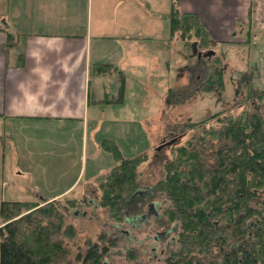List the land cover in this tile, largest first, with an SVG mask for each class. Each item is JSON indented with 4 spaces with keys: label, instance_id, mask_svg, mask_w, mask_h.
<instances>
[{
    "label": "crops",
    "instance_id": "crops-1",
    "mask_svg": "<svg viewBox=\"0 0 264 264\" xmlns=\"http://www.w3.org/2000/svg\"><path fill=\"white\" fill-rule=\"evenodd\" d=\"M170 3L0 0V160L4 154L12 157L17 169L18 181L12 172L9 175L12 193L26 188L38 195L39 176H31L30 164L20 166L31 162L32 156L43 158L39 160L43 164H61L62 157L78 164L63 186L56 184L63 180L60 176L50 179L41 173L45 183L40 196L48 200L68 194L81 181L90 182L115 165L112 146L123 157L137 154L132 147L139 149L144 126L134 119V111L128 112L129 118L119 116L125 112L124 70L146 63L153 71V45L184 49V43L169 37L164 15ZM179 10L196 14L215 41L264 31V0H179ZM7 33L12 35L11 44L6 43ZM94 64H106L109 70L95 74ZM118 73L123 90L117 100L113 94L118 92ZM105 81L116 83L110 94L103 87ZM149 91L153 94V88ZM136 92L140 104L142 89L135 87L134 97Z\"/></svg>",
    "mask_w": 264,
    "mask_h": 264
},
{
    "label": "trees",
    "instance_id": "trees-1",
    "mask_svg": "<svg viewBox=\"0 0 264 264\" xmlns=\"http://www.w3.org/2000/svg\"><path fill=\"white\" fill-rule=\"evenodd\" d=\"M164 18L170 38L177 32L181 38L194 35L196 52L211 50V55L202 59L212 68L206 81L221 86L220 65L212 62L213 43L207 39V30L196 14L181 12L179 0H171ZM12 42V35L7 33L6 43ZM108 70L106 64L93 66L95 74ZM118 78L117 100L123 90L120 73ZM249 113L224 125L209 122V131H217L215 140H205L211 146L209 150L199 140L201 134L191 133L186 138L187 129L171 130L175 138L169 144L173 155L164 163V177L152 185L154 192L165 198L153 223L172 232V245L161 251L163 264H198L188 251L208 252L211 240H218L220 253L211 249L208 260L200 264H257L254 254L264 256V122L254 112ZM247 118L249 122H242ZM203 121L185 126L200 124L204 129ZM111 149L118 163L97 175H103L100 199L115 212L117 221L124 219L125 212L136 219L143 200L136 193L143 189L133 174L143 154L123 157L116 147ZM26 203L0 200V264H55L64 252L56 223L63 220L59 208L54 199L35 207H27ZM213 209L226 214L225 222H220L221 217L214 215ZM169 224L172 225L168 228ZM218 233L224 236L217 238ZM103 250H88L85 260L96 264ZM124 258L134 264L135 249L126 247Z\"/></svg>",
    "mask_w": 264,
    "mask_h": 264
},
{
    "label": "rangeland",
    "instance_id": "rangeland-1",
    "mask_svg": "<svg viewBox=\"0 0 264 264\" xmlns=\"http://www.w3.org/2000/svg\"><path fill=\"white\" fill-rule=\"evenodd\" d=\"M171 38L180 40L186 46L181 49L179 46L153 45V53H155L153 71L146 63L142 67H129V70H124L126 80L124 107L130 110L124 108L125 112L122 113L121 110L119 116L124 115L125 118H129L128 112L134 111V119L144 126L141 139L138 141L139 149L134 145L132 147L137 154H143L133 174L144 193L141 192L144 197H141L143 200L139 203L140 216L133 218L131 222L115 219V212L105 207L104 201L100 199L103 175L96 176L90 182L81 181L73 191L53 198L63 218L62 222L56 223L60 226L58 238L64 248L63 255L55 264H91L85 260L87 251L95 249L98 252L103 248V255L96 264H131V261L124 258L126 247L135 249L136 264H163L164 256L161 251L172 245V232L161 230L153 223V219L157 218L154 214L159 213L160 205L165 202V198L160 193H155L152 185L164 177V163L172 157L173 152L169 145L159 149L156 146L162 139L170 138L171 130L184 128L187 129L184 137L188 138L191 133L201 134L199 140L209 150L211 146H208L205 140H215L217 132L209 131L211 128L209 122L224 125L230 121H238L237 116L242 113L250 114L249 112H254L264 122V31L261 35L256 34L252 37L244 34L235 35L229 42L215 41L208 33L207 39L213 43L211 47L215 53L212 62L220 65L222 71L221 86L206 81L207 72L212 68L202 59L211 54H202L205 50H202L203 52L198 56L196 51L192 54L190 45L194 35L181 38L177 32ZM197 57L199 58L196 59ZM165 61L167 66L164 65ZM139 79L142 81L141 84L138 83ZM112 82L105 81L103 84L109 94L113 92L114 87L116 88L115 81ZM135 87L142 89L140 104L136 100L140 97L139 94L137 95L138 92L134 97ZM149 88H153V94ZM168 88H171L170 91ZM113 95L116 98V91ZM134 101H136L135 107ZM202 120L206 121L204 129L200 124L185 126L186 123ZM246 121L249 122V118L242 120V122ZM119 136L123 141L122 133ZM130 148L129 145L128 149ZM87 157L96 158V156L90 157L89 154ZM30 158L31 162L25 161L20 166L30 164L31 176L33 177V174L39 176L35 186H39L40 194L34 195L35 191H27L26 188L15 189L21 193H12L9 185L12 186L14 183H11L9 175L12 172L18 181L17 169H14L12 157L4 154L0 160V198L5 196V199H18L20 202H27V207L44 204L43 202L47 200L40 196L44 191L45 183L40 180L43 178L41 173L48 174L49 178L52 177L50 179L54 177L59 179L60 176L63 180L56 181V184L60 185L65 178L78 170V164L76 165L74 161L69 162L63 157L61 159L65 162L61 164L58 162L43 164L39 161L44 160L43 158L33 156ZM100 159L101 157L94 162H99ZM150 204L152 206L147 213ZM212 213L221 217L220 222H225L226 214L222 213V215L220 211L214 209ZM171 225L169 224L168 228ZM223 236V233L217 234V238ZM208 245L210 250L219 255L221 245L218 240H211ZM208 252L189 250L188 254L200 264L208 260ZM257 255L254 254L255 259L257 257V264H264V256ZM123 260H126L125 263ZM219 263L223 264L220 261Z\"/></svg>",
    "mask_w": 264,
    "mask_h": 264
},
{
    "label": "water",
    "instance_id": "water-1",
    "mask_svg": "<svg viewBox=\"0 0 264 264\" xmlns=\"http://www.w3.org/2000/svg\"><path fill=\"white\" fill-rule=\"evenodd\" d=\"M193 51H195V45H193ZM211 50H207V51H204L202 54H209ZM197 53V56L200 54V52H196ZM175 140V138H170L168 140H164L162 139L160 141V143L156 146L157 149L161 148L162 146H165V145H169L170 143H172L173 141Z\"/></svg>",
    "mask_w": 264,
    "mask_h": 264
},
{
    "label": "flooded vegetation",
    "instance_id": "flooded-vegetation-1",
    "mask_svg": "<svg viewBox=\"0 0 264 264\" xmlns=\"http://www.w3.org/2000/svg\"><path fill=\"white\" fill-rule=\"evenodd\" d=\"M171 137H172V135H170V138H171ZM170 138H168V139H170ZM168 139H164V140L166 141V140H168ZM151 206H152V205L150 204L149 207H148V209L146 210L147 213H149L148 211L151 209ZM142 208H143V207H142ZM126 213H127V212H125V214H124L125 216H124V219H123V220H124L125 222L128 221V220L131 222V220H133V217H132V216H131V217H130V216H127ZM139 215H140V213H139L138 215H135V216H139ZM154 216L157 217V216H158V213H155ZM135 218H136V217H135ZM168 232H169V231H168ZM166 233H167V232H166ZM160 234H161V233H160ZM117 252H118V253H121L120 251H117ZM125 261H126V260H123V263H125ZM134 264H136V263H134Z\"/></svg>",
    "mask_w": 264,
    "mask_h": 264
}]
</instances>
